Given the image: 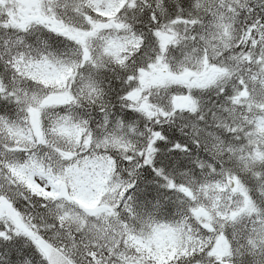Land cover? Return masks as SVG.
I'll use <instances>...</instances> for the list:
<instances>
[{"label":"clouds","instance_id":"9594fccd","mask_svg":"<svg viewBox=\"0 0 264 264\" xmlns=\"http://www.w3.org/2000/svg\"><path fill=\"white\" fill-rule=\"evenodd\" d=\"M66 2L30 0L28 15L37 14L38 9L50 18L48 23L54 17L71 25L79 24V16L65 9ZM75 2L86 4V0ZM253 3L254 0H140V7L134 13H122L121 20L130 24L147 46L143 50L129 46L121 53L126 69L113 64L108 57L102 70L81 62L70 78L65 77L59 85L54 82L51 89L48 85L41 89L39 84L50 79V74L43 68L26 65L22 71L31 72L37 83L17 77V86L47 99L50 105L57 104L64 91L75 92L79 99L72 106L73 115L88 122L82 135L93 137L91 145L75 142L66 133L49 135L47 139L64 150L105 159L100 162V182L91 188V194L74 197L70 188L59 184L53 187L46 177L24 172L14 173L13 180L7 172L0 171V193L4 194L0 195V210L12 203L14 212L22 214L39 234L48 238L51 246L47 251L53 259L58 258L59 249L72 259V264H87L83 254L78 255L63 239L68 232L80 228L81 219L106 210V205H118L125 189L131 197L125 203L143 215L155 199L167 204L165 196L170 195L172 200L183 198L178 193H168L163 177L178 183L191 178L208 184L207 191H201L199 184L191 186L204 222L214 229L210 238L198 223L191 224L188 234L197 248L213 245L223 264H264V180L257 179L264 176V38L251 46L247 44L250 33L245 32V21L251 19ZM161 8L166 11L160 13ZM152 12L159 15V24L149 19ZM181 16L194 23L181 21ZM156 31L168 37L166 47L149 35ZM37 38L48 39L53 51L75 47L67 42L58 47L56 39L62 37L32 23L31 31L24 36L25 45H35ZM12 47L13 57L17 51L34 54L26 46ZM6 59L0 58V78L11 82L13 72ZM141 68L147 73L142 82ZM111 69L119 73V79ZM89 76L99 82L103 92L91 102V94L79 91ZM129 81L134 84L127 96L130 104L117 98ZM136 89L140 90L138 96ZM9 105L13 113L8 115L16 120L22 106ZM105 115L110 120L107 127ZM22 122L21 114L17 123ZM156 131L164 133V138L157 137ZM32 134L33 130L22 128L18 143L31 145ZM4 139L0 135V142ZM177 143L190 147L187 152H176ZM150 148L155 151L149 152ZM27 155L17 153L10 158L21 161ZM37 155L49 162L47 153ZM153 168L162 170V175L157 176ZM52 172L61 175L56 164L52 165ZM228 177H239L244 190L230 191L231 184H225ZM218 183L223 185L222 189L216 186ZM5 196L9 199L5 200ZM24 197L31 206L24 202ZM173 209L170 214L163 207L158 219L172 222L177 218ZM121 213L127 215L123 209ZM129 224L134 228V238L125 236L120 251L135 257L146 243L141 231L147 229L131 219ZM22 248L24 254L14 264H47L30 242L23 241ZM201 264L218 261L205 255Z\"/></svg>","mask_w":264,"mask_h":264},{"label":"snow or ice","instance_id":"6c2138e0","mask_svg":"<svg viewBox=\"0 0 264 264\" xmlns=\"http://www.w3.org/2000/svg\"><path fill=\"white\" fill-rule=\"evenodd\" d=\"M64 7L79 16V24L71 25L54 17L51 18L52 22L48 23L50 18L39 13L38 9L37 14L28 15L31 8L30 0H0V58L7 57L5 63L12 68L13 72L11 82L0 78V98L3 102L0 104V110L5 113L0 115V135L5 137L0 142V171L7 172L13 180L16 178L14 173L19 175L24 172L31 176L46 177L53 187L59 184L70 188L71 196L74 197L78 194H91V188L100 182V162L105 157L64 150L62 146L50 142L47 137L56 133H66L75 142L91 145L93 137L82 135L86 132L88 122L77 120L72 112V106L78 103L79 98L75 92L64 91L59 102L50 105L47 99L36 94H29L25 89L17 86V77L35 84L37 81L34 75L31 72L24 73L22 69L26 65L43 68L51 78L45 79L39 87L43 89L45 85H48L51 89L54 82L59 85L65 77L70 78L72 70L81 62L86 65L94 64L97 70H102L106 66L105 57H108L113 64L126 69L127 65L121 53L129 46H132L133 50L136 48L143 50L147 45L142 37H138L132 31L130 24L121 20L122 13H134L140 7V0H86L85 5L78 4L75 0H67ZM250 7L251 19L245 21V32L250 33L247 40L249 46L253 45L257 39L264 38V0H254ZM165 11L163 8L160 9V13ZM149 19L156 24L160 22L156 12H152ZM179 19L194 23L186 16H181ZM22 20L23 22H20ZM32 23L43 26L48 32H54L56 37H62V39H56L57 44L67 42L75 47L70 46L63 52L53 51L48 39L43 38H37L35 45H25L24 36L31 31ZM149 35L154 37L161 47H166L169 42L162 31L150 32ZM13 45L16 48L26 46L34 54L17 51L13 57L10 55ZM241 47L245 45L242 44ZM245 50L247 51V48ZM152 67L155 68L156 64L153 63ZM111 71L116 78H120L115 69ZM140 73L142 82L143 75L147 73L144 68L140 69ZM133 87V82L129 81L117 93V98L130 104L131 101L127 100V96L132 93ZM79 91L85 95L91 94L88 97L90 102L103 95L99 82L91 76L87 78ZM139 91L136 89V96L139 95ZM9 103L22 106L16 120L8 115ZM21 114L22 124L17 123ZM104 120L107 127L110 123L109 117L105 115ZM22 128L33 130L29 146L18 143ZM155 135L161 139L164 138L162 132L156 131ZM188 147L190 146L177 143L174 150L187 152ZM153 151H155L154 148L149 149V152ZM37 152L47 153L49 162L45 163V159L37 155ZM17 153L28 155L21 161L12 160L10 157ZM147 163H152L151 159ZM53 164L59 167L61 175L53 174ZM153 171L157 176L162 175V170L153 168ZM163 178L166 181L168 193H178L183 197L182 199L172 200L168 195L163 198L167 204H162L160 199H155L151 209L146 208L141 215L125 203L126 200L131 199L125 189L120 193L118 205L115 207L106 205V210L102 209L100 212L91 214L89 219H81L80 228L75 232H68L63 239L78 255L83 254L87 264H201L205 255L216 258L218 264H223L213 245L198 249L193 243V237L188 234L193 222L198 223L201 231L210 238L214 231L208 223L204 222L201 210L196 207L194 203L197 198L196 192L191 186L199 184L201 191H207V182L189 178L185 182L178 183L167 176ZM257 179L264 180V176ZM229 183L230 191L236 188L244 190L239 177L235 180L228 177L225 184ZM216 186L223 188V185L219 183ZM0 195L4 194L0 193ZM65 196L68 197L69 193L66 192ZM4 198L9 199L7 196ZM23 199L31 206L27 197ZM163 207H167L170 214L175 208L177 218L172 222H161L158 216ZM121 209L127 215H123ZM129 219L147 229V232L141 231V237L146 243L139 249L140 254L135 257H129L120 251L124 247L125 236L134 238L132 237L134 228L130 226ZM5 224L8 225L7 228L4 227ZM25 240L30 242L34 251H38L44 257L47 264H72V259L61 254L59 249H56L58 258L53 259L47 251V247L51 246L48 238L39 234L22 218V214L14 212L12 203H9L6 209L0 210V264H14L17 257L24 254L22 244Z\"/></svg>","mask_w":264,"mask_h":264},{"label":"trees","instance_id":"16d2710c","mask_svg":"<svg viewBox=\"0 0 264 264\" xmlns=\"http://www.w3.org/2000/svg\"><path fill=\"white\" fill-rule=\"evenodd\" d=\"M58 47H63V44H57ZM0 71H2V69H0ZM3 102L0 101V104H2ZM8 109H9V112L8 114L11 115L13 113V108L12 106L8 105ZM5 114L3 110H0V115H3ZM170 194V193H169ZM172 211H174V209H172Z\"/></svg>","mask_w":264,"mask_h":264}]
</instances>
